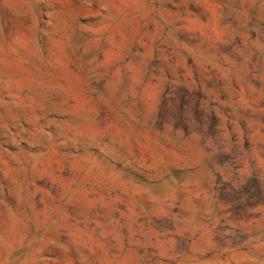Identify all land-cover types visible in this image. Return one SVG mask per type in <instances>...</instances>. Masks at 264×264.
Returning a JSON list of instances; mask_svg holds the SVG:
<instances>
[{
    "label": "rangeland",
    "instance_id": "1",
    "mask_svg": "<svg viewBox=\"0 0 264 264\" xmlns=\"http://www.w3.org/2000/svg\"><path fill=\"white\" fill-rule=\"evenodd\" d=\"M0 264H264V0H0Z\"/></svg>",
    "mask_w": 264,
    "mask_h": 264
}]
</instances>
